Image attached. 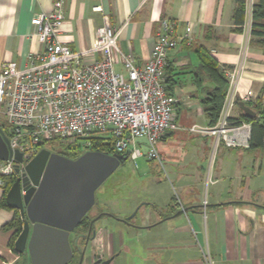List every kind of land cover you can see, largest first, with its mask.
<instances>
[{
	"label": "crops",
	"instance_id": "obj_1",
	"mask_svg": "<svg viewBox=\"0 0 264 264\" xmlns=\"http://www.w3.org/2000/svg\"><path fill=\"white\" fill-rule=\"evenodd\" d=\"M55 1L0 0V72L7 62L25 68L29 56L43 50L32 20L41 13L50 15ZM62 1L65 20L60 41L82 54L84 62L101 58L91 49L106 20L121 29L120 49L138 66L149 61L164 19L177 24V35L184 34L189 24L195 38L194 46L181 42L169 53L165 70L167 90L177 100L179 130L160 140L158 152L160 162L178 160L170 169L175 174L170 182L174 196L163 191L149 197L131 218L100 210L94 215L98 217L93 220L92 238L87 242L89 235L83 234L79 241L82 264H206V255L211 264H264V145L217 147L213 137L189 131L209 126L202 101L213 84L202 71L200 47L210 51L221 69L242 67L237 99L252 91L253 100L245 105L260 116L264 49L250 44L252 17L246 13L241 32L234 22L235 0ZM98 6L102 12L94 10ZM115 58V69L126 76L117 54ZM240 102L232 109L233 119L245 115ZM173 140L178 141V157ZM5 189L0 187V201ZM140 211L144 213L136 221ZM14 215L11 207L0 208V264H31L25 261L28 253L20 257L10 248L12 231L3 230ZM105 219L124 227L101 225ZM74 251L75 264H80L81 253Z\"/></svg>",
	"mask_w": 264,
	"mask_h": 264
},
{
	"label": "built area",
	"instance_id": "obj_2",
	"mask_svg": "<svg viewBox=\"0 0 264 264\" xmlns=\"http://www.w3.org/2000/svg\"><path fill=\"white\" fill-rule=\"evenodd\" d=\"M246 3L247 14L252 17L255 0ZM94 10L102 12V7ZM64 20L63 1L56 0L50 15L41 13L32 20L42 39L43 50L30 55L23 69L15 62L1 67L0 110L4 109L7 121V130L2 129L10 148L23 154L21 173L40 152L39 145L51 141L84 154L96 151L95 142L101 140L104 145H110L112 156L133 161L145 156L160 160V140L179 130L177 100L168 92L165 82L168 57L181 42L194 46L191 26L188 24L185 33L177 35V24L162 20L149 61L145 66H138L131 55L120 49L121 29L111 26L107 20L97 30L91 49L93 53H100L101 58L84 62L82 54L60 41ZM115 54L126 76L115 69ZM241 70L242 67L223 69L228 91L218 123L189 129L191 133L213 137L217 147L222 144L228 148L251 147V124L232 121L231 112L238 101L249 105L254 97L249 91L237 99ZM261 110L264 113V99ZM104 134L110 136L105 143L97 136ZM144 146L147 153L143 151ZM18 164L14 158L0 161V187H6V178L16 174ZM205 261L211 264L209 255Z\"/></svg>",
	"mask_w": 264,
	"mask_h": 264
},
{
	"label": "water",
	"instance_id": "obj_3",
	"mask_svg": "<svg viewBox=\"0 0 264 264\" xmlns=\"http://www.w3.org/2000/svg\"><path fill=\"white\" fill-rule=\"evenodd\" d=\"M239 107L247 117H256L243 102ZM13 158L19 163V177L8 191L6 202L24 219L16 252L28 253L31 264H69L76 249L81 253L82 264L84 252L79 241L84 235L76 230L94 208L97 191L125 162L124 158L90 151L70 159L45 149L21 173L23 154L10 148L0 126V161Z\"/></svg>",
	"mask_w": 264,
	"mask_h": 264
},
{
	"label": "trees",
	"instance_id": "obj_4",
	"mask_svg": "<svg viewBox=\"0 0 264 264\" xmlns=\"http://www.w3.org/2000/svg\"><path fill=\"white\" fill-rule=\"evenodd\" d=\"M236 1V9L234 13V22L238 27L237 31H243V26L246 21V13H247V3L246 0H235ZM250 44L253 46H258L259 48L264 49V0H257L256 3L252 7V24H251V40ZM197 53L200 58L201 68L203 73L207 76V78L213 84V87L207 91L206 98L202 101L204 106V111L209 121V126H215L220 118L221 111L225 102V98L228 90V81L224 75L223 69L219 67L216 59L211 55L210 51L205 47H200L197 49ZM257 117L249 118L245 115H242L239 118L232 119L236 124H240L242 122L250 123L252 126V134H251V147L252 149L261 148L264 145V113L259 111ZM6 130V127L1 126ZM101 140H96L95 150L98 152H102L108 155L113 154V150L110 145H104L100 142ZM48 142H43L39 145V150H42ZM69 149L77 151V149L69 147ZM54 152H58L53 150ZM61 151V150H60ZM60 153L63 154V151ZM79 155H75V159L78 158ZM124 160H128L125 159ZM18 176L16 174L6 178V189H5V198L0 201V208H8L6 202V196L11 186L15 183ZM98 216L87 215L79 227L77 228V232L84 235H89L92 238V234L94 231L93 228V220ZM24 229V219L20 213V211L15 210V215L9 223L3 226L4 231H12L11 240L9 243L10 248L15 252V243L22 233ZM25 254H21L24 256ZM26 262L30 263L29 255H27ZM69 264H75V257Z\"/></svg>",
	"mask_w": 264,
	"mask_h": 264
},
{
	"label": "rangeland",
	"instance_id": "obj_5",
	"mask_svg": "<svg viewBox=\"0 0 264 264\" xmlns=\"http://www.w3.org/2000/svg\"><path fill=\"white\" fill-rule=\"evenodd\" d=\"M0 126H7L4 109L0 110ZM97 136L102 137L104 143L110 139L109 134ZM173 144L176 145L177 152L175 155L178 157V141L173 140ZM45 149L50 151L61 150L67 155L76 153L81 156L83 154L82 151L79 152L69 149L67 145H60L55 141L48 142L42 150ZM42 150H40V152ZM143 151L147 153V147L144 146ZM172 154H174V152ZM177 162L175 158L172 160L170 159V161L163 159L162 162L159 160H149L146 156L139 158L137 161H133L129 158L121 164L117 171L97 191L96 203L100 209L97 206L94 207L89 215L94 216L103 211L104 213L111 214L125 213L131 218L137 213L142 203L149 202V197H157L156 194L160 195L163 191L164 193L168 192L170 196H174V191L172 190L170 182L174 181L175 174H172L170 169H172L171 167H173V165H178ZM17 176L19 177V175ZM202 195H205V191ZM141 212L144 213L140 211L136 221H139L142 214ZM101 223V225H106L107 227H124L122 224H116L114 222L109 223L107 219L101 221Z\"/></svg>",
	"mask_w": 264,
	"mask_h": 264
},
{
	"label": "flooded vegetation",
	"instance_id": "obj_6",
	"mask_svg": "<svg viewBox=\"0 0 264 264\" xmlns=\"http://www.w3.org/2000/svg\"><path fill=\"white\" fill-rule=\"evenodd\" d=\"M54 152V151H53ZM58 153V152H57ZM59 154H61V155H63V156H65V157H67V158H70V159H75V155H76V153L75 154H73V155H67V154H65V153H59ZM79 227V226H78ZM77 234H80L79 232H77ZM81 235V234H80ZM86 239V238H85Z\"/></svg>",
	"mask_w": 264,
	"mask_h": 264
}]
</instances>
